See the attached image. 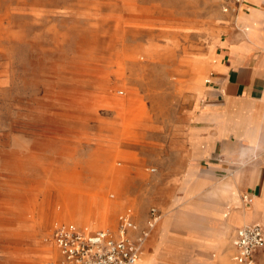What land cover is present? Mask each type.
I'll return each instance as SVG.
<instances>
[{
	"label": "rangeland",
	"instance_id": "374dc122",
	"mask_svg": "<svg viewBox=\"0 0 264 264\" xmlns=\"http://www.w3.org/2000/svg\"><path fill=\"white\" fill-rule=\"evenodd\" d=\"M221 6L222 0H0V264H58L53 229L83 221L100 205L89 195L110 197L116 184L122 205L105 227L114 228L128 206L141 226L151 207L161 213L143 248V264H153L164 214L180 210L174 197L188 163L174 167L172 139L199 101L194 66L203 61L207 28ZM258 160L239 156L231 169H215L217 183L189 195L193 208L175 216L172 234L206 229L217 207L242 204ZM209 172L203 162L198 174ZM262 196L243 203L245 223L264 208ZM197 248L179 260L157 253L158 264H198Z\"/></svg>",
	"mask_w": 264,
	"mask_h": 264
},
{
	"label": "crops",
	"instance_id": "0c3cea01",
	"mask_svg": "<svg viewBox=\"0 0 264 264\" xmlns=\"http://www.w3.org/2000/svg\"><path fill=\"white\" fill-rule=\"evenodd\" d=\"M225 3L222 0L217 21L208 25V47L203 61L194 66L193 87L199 101L186 114L187 122L178 127V133L172 139L177 152V165L174 167L179 170L185 161L188 163L178 184L180 193L174 197V203L180 210L177 214L175 211L165 212L155 242V254L150 253L153 255V264H158L157 253L179 260L197 247L201 254L196 258L198 264H240L234 258V239L237 229L244 223L238 224L230 220V216L234 208L244 214L243 203L252 205L253 200L246 203L242 198L243 203L240 205L217 207L212 212L214 219L206 229L188 230L181 236L172 234L173 219L191 210L193 206L189 195L203 184L217 183L215 169H231L235 157L259 159L257 168L247 173L244 187L254 200L264 193V0H246L238 15L225 12ZM206 73L208 76L205 78ZM243 145L246 146L241 151ZM203 162H207L210 169L206 177L198 174ZM152 168L151 171L156 170ZM228 185V188H232V184ZM231 192L230 199L237 203L240 193L235 187ZM128 210L132 211L138 225L134 231L137 234L146 226L139 225V216L131 206L126 207L119 216ZM247 222L264 225V208L256 211L251 221ZM117 224L118 219L114 228ZM78 225L89 230L98 229ZM234 226L231 245L224 249ZM215 249L220 252L219 256L214 254L215 258H210L209 253ZM256 264H264V254Z\"/></svg>",
	"mask_w": 264,
	"mask_h": 264
},
{
	"label": "built area",
	"instance_id": "2783aa9c",
	"mask_svg": "<svg viewBox=\"0 0 264 264\" xmlns=\"http://www.w3.org/2000/svg\"><path fill=\"white\" fill-rule=\"evenodd\" d=\"M225 1L223 10L238 15L246 0ZM243 200L250 203L253 199L245 193ZM160 218V211L151 207L146 227L137 234L134 231L138 225L131 210L119 216L115 228L89 230L75 222L61 223L51 233L59 253L58 264H138L145 242ZM234 245L238 263L256 264L264 252V225L244 223L236 231Z\"/></svg>",
	"mask_w": 264,
	"mask_h": 264
},
{
	"label": "bare ground",
	"instance_id": "6f19581e",
	"mask_svg": "<svg viewBox=\"0 0 264 264\" xmlns=\"http://www.w3.org/2000/svg\"><path fill=\"white\" fill-rule=\"evenodd\" d=\"M142 24H144V23H142ZM122 102H124V100H117L116 101L117 104L122 103ZM114 186H115L114 189L116 191H114V193L112 192L111 195H110V197L104 196L105 194H100V195L99 194H93L91 196L89 195V197L94 198L93 199L94 201L100 203L99 207L98 208H93L91 211H89L84 216L85 219L83 221H74V222H76L78 224L81 223V225H83L85 227H96V226L105 227V226H109V225L113 224L112 218L114 217L115 213L121 208V205H122V200H120L121 195H122V192L118 188V184H116ZM83 205H85V204H83ZM95 207H97V206H95ZM40 211L43 212V210L41 209V207H40ZM244 211H245L244 214H240L239 212H236L233 215V217H232L231 220H234V221H237V222H239V221L241 222L242 221L243 223H245L246 220L250 216H249V211L248 210H244ZM89 215L98 216L97 217L98 220L95 221V222H93L92 220H90ZM105 228H107V227H105ZM151 259L153 261V257L152 256H151ZM139 261H140V264H143V254H142V256H140Z\"/></svg>",
	"mask_w": 264,
	"mask_h": 264
}]
</instances>
